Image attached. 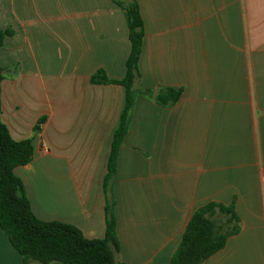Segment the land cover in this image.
Instances as JSON below:
<instances>
[{"label":"crops","instance_id":"0c3cea01","mask_svg":"<svg viewBox=\"0 0 264 264\" xmlns=\"http://www.w3.org/2000/svg\"><path fill=\"white\" fill-rule=\"evenodd\" d=\"M137 1L135 88L183 93L171 107L136 96L107 194L125 89L91 78H125V11L113 0H0V31L14 32L0 50L2 120L33 141L32 162L15 170L32 210L102 240L113 198L117 262L171 264L199 208L234 205L239 229L203 264H264V0ZM0 264H24L1 227Z\"/></svg>","mask_w":264,"mask_h":264},{"label":"trees","instance_id":"16d2710c","mask_svg":"<svg viewBox=\"0 0 264 264\" xmlns=\"http://www.w3.org/2000/svg\"><path fill=\"white\" fill-rule=\"evenodd\" d=\"M126 14L131 53L126 64L127 73L123 80H111L104 71L91 78L93 85H119L125 89V106L114 134L108 173L104 187L109 194L117 172L119 151L126 137L136 96L141 94L150 99L155 91L135 88L140 75V58L144 44V21L137 0L120 2L113 0ZM12 30L0 31V50ZM5 69L0 66V227L11 245L21 255L24 264H124L118 263L116 254L120 245L117 236L115 200L108 198L105 208L106 236L102 240L87 239L75 226L61 222H46L34 214L23 180L15 174L19 167L29 165L34 158L31 139L15 140L2 120V83ZM182 90L167 88L160 90L155 102L164 107L176 105ZM37 130V129H36ZM240 219L235 206L225 207L209 203L199 208L192 216L183 234L181 243L174 253L171 264H203L225 248L230 235L239 229Z\"/></svg>","mask_w":264,"mask_h":264},{"label":"water","instance_id":"95a60500","mask_svg":"<svg viewBox=\"0 0 264 264\" xmlns=\"http://www.w3.org/2000/svg\"><path fill=\"white\" fill-rule=\"evenodd\" d=\"M155 96H157V93L155 94Z\"/></svg>","mask_w":264,"mask_h":264},{"label":"rangeland","instance_id":"374dc122","mask_svg":"<svg viewBox=\"0 0 264 264\" xmlns=\"http://www.w3.org/2000/svg\"><path fill=\"white\" fill-rule=\"evenodd\" d=\"M14 68H17V67L14 66Z\"/></svg>","mask_w":264,"mask_h":264}]
</instances>
